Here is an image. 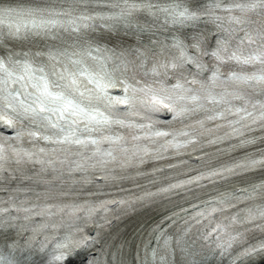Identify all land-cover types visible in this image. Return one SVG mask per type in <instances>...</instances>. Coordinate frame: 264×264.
Segmentation results:
<instances>
[{
	"label": "snow or ice",
	"instance_id": "snow-or-ice-1",
	"mask_svg": "<svg viewBox=\"0 0 264 264\" xmlns=\"http://www.w3.org/2000/svg\"><path fill=\"white\" fill-rule=\"evenodd\" d=\"M142 13L153 18L151 22L141 20ZM202 20L212 25V31L197 30ZM98 22L103 29L115 31L122 25L134 30L138 41L144 32L151 36L138 47L114 48L92 35ZM186 26L192 30H180ZM29 35L60 43L46 51L5 44L0 55V124L13 130L10 136L0 134V182L8 186L15 181L17 187L8 188L12 193L9 207L24 213L13 216L0 208L4 213L0 228L18 230L16 239L3 237L0 264H77L75 258L81 253L83 264H126L121 255L123 243L113 248L111 240L102 242L114 213L176 195L178 190L188 192L189 185L264 168V147H255L257 142L264 145V0H207L203 5L194 0L163 4L72 0L64 6L0 7V41ZM232 62L252 65L253 71L229 70ZM116 89L120 94H114ZM160 113L171 114L167 123H179L180 128L161 127ZM224 127L227 131L219 135L213 131ZM256 129L260 136L255 135ZM229 138L252 150L215 167L201 164L202 171L185 167L189 160H178L183 172L169 177L152 167L154 179L146 180L151 190L134 185L139 195L29 203L27 207L23 204L28 197L19 203L15 199L29 191L36 193V201L51 199V189L37 191V187L57 179L58 169L65 167L73 174V183L95 182L103 187L101 180L120 178L110 169L144 166L169 150L182 155L181 149H191L207 157L200 148ZM28 141L32 143L25 147ZM40 141L51 146H42ZM160 141L158 148L153 146ZM37 165L39 170L31 171ZM49 169L55 175L49 177ZM193 171L194 175L188 174ZM77 172L82 175L76 176ZM23 181L37 187H20ZM253 198L261 203L245 207L243 215L232 213L219 219L213 215L234 208L233 201ZM183 203L185 207L173 205V211L150 226L148 238L142 241L143 255L137 251L140 264H173L169 256L177 251L181 264H211L217 253L221 258L227 255L229 264H253L252 257H264V239L248 243L249 228L245 227L264 232V179L234 191L225 189L195 204ZM57 213L62 214L59 222L47 219ZM34 216L46 219L37 221ZM89 225L94 226V234H89ZM194 229L197 240L191 238Z\"/></svg>",
	"mask_w": 264,
	"mask_h": 264
},
{
	"label": "bare ground",
	"instance_id": "bare-ground-1",
	"mask_svg": "<svg viewBox=\"0 0 264 264\" xmlns=\"http://www.w3.org/2000/svg\"><path fill=\"white\" fill-rule=\"evenodd\" d=\"M77 264H79V263L77 262ZM259 264H264V262H262V263H259Z\"/></svg>",
	"mask_w": 264,
	"mask_h": 264
}]
</instances>
